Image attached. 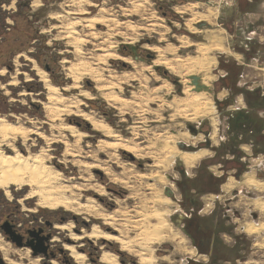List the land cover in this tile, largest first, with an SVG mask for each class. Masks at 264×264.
Masks as SVG:
<instances>
[{"label": "rangeland", "instance_id": "374dc122", "mask_svg": "<svg viewBox=\"0 0 264 264\" xmlns=\"http://www.w3.org/2000/svg\"><path fill=\"white\" fill-rule=\"evenodd\" d=\"M70 1L39 0V5H34V0H0V70H5L4 75L0 76V116L6 117L13 124L37 130L46 136H58L57 127L61 124L77 127L79 132L87 136L80 141H76L67 133L64 137L70 145L75 144V147L72 146L75 151L79 150L78 156L74 159L63 157L62 143L46 144L35 135L25 143L17 139L13 148L2 146V149H6V154H13L12 150H17L23 156L47 151L45 163L52 167L55 174L52 175L51 185L43 196L73 203H83L88 198H94L106 213H126L127 216L116 218L115 225L119 230L126 225L123 227V236L128 239L134 238L138 233L133 226L135 221L153 210L162 213L174 236L160 244L150 245L153 249V264L209 262L208 258L197 255L181 230L184 212L177 202L180 195L175 181L180 180V174L176 169L184 170V174L189 178H194L199 166L206 168L207 173L221 175L219 162L231 157L226 152L233 153L236 150L232 147L231 139L240 141V150L249 165L258 166L263 161L264 155H256L258 152L255 154L250 146V130L257 127L250 125L243 117L238 122V129H232L231 124L237 120L234 113L241 110L250 111L244 99L246 94L260 92V96L264 95V0ZM80 1L85 13L79 11ZM194 3H198V7L192 12L187 11ZM133 4L140 5L137 13L133 11ZM208 8L215 11L211 23L192 21L194 13L206 14ZM182 9L186 11L183 12ZM100 10H103V13ZM94 15H102L109 20L116 19L118 25L115 27V24L110 22V26L96 25L90 30L83 23H75ZM70 23L75 24V38L81 41L79 53L75 52L66 38ZM152 24L155 25L154 30L150 27ZM189 26L195 30L187 31L186 27ZM214 37L220 41L222 50L211 51L207 57L214 58L215 64L211 65L208 71L197 70L186 78L188 85L195 89L192 97L201 95L200 107L209 103L214 107V112L207 117L186 120L183 115L176 113L175 104V100L188 98L184 94L185 86L179 83L181 79L175 73L170 74L161 67H152V61L157 59V53L152 48L161 49L164 52L163 57L174 64L177 58H201L203 55L199 48L210 45V40ZM170 49L175 52L172 53ZM108 50L116 56L104 57L108 54L105 51ZM121 58H129L132 64L123 62ZM34 64L48 75L51 85L59 89L67 88L66 91H61V94L76 99L77 109L92 112L130 147H136L139 154L135 158L131 156V159L121 155L120 150L100 151L96 146L97 142H113L114 137L108 139L101 133L92 132L90 125L81 126L73 115H62L52 123L48 122L41 105L46 101L45 91L33 69ZM71 66L80 71L85 68L97 70L102 76L100 84L105 85L115 82L123 74H136L135 82H118L114 90L119 98L129 102V109L119 114L110 107L96 89V81L85 73H82L76 86L74 80L66 74L67 68ZM238 70L240 73L236 77ZM109 75L113 80L108 78ZM14 76L16 84L11 86L9 83ZM27 77L30 80H27ZM232 78L236 84H232ZM166 85H169V88H166ZM160 87L161 90L153 94V90ZM238 89L243 91L240 90L242 94L234 95L233 91ZM80 91H87L91 98L78 96ZM134 95L137 96L136 99L133 98ZM146 96L156 99L144 105L140 97ZM135 104L143 105L141 110L144 114L139 115L135 109H130ZM184 108L183 105L179 106V110ZM188 111L189 114L193 113V108ZM255 116V122L264 125V110L257 111ZM205 144L210 147L207 150L208 155L192 168L185 167L176 156L168 154L171 147L180 152H194L206 149ZM180 145L185 146V150H182ZM109 154H114L117 162L124 166L114 163ZM73 160L78 162L73 164ZM77 165H101L104 168L109 167L116 174L125 171L129 187L124 189L119 183H111L112 187L106 189L102 197H98L90 190L91 186L100 184V175L105 182L109 180L102 172L89 170L87 173L85 168H79ZM251 169L246 173L257 179ZM227 176L231 188L226 189V195L221 200L231 197L232 190L238 192L234 207L242 216L236 224L237 232L242 231L245 223H252L249 216L251 212L259 217L255 222L259 223L256 226H261L257 233H253L259 235H247L252 247L244 263L252 261V264H264V212L254 206L257 198L249 200L254 198L256 193L246 189L239 182L243 175L236 180L231 171ZM167 188L173 192L175 201L165 195ZM117 190L123 191L121 195L114 194ZM9 191L10 197L0 191V264H7L8 260L34 264L35 259H40L38 264H72L69 262V252L63 249L65 245H74L66 237L68 231L59 233L54 229V226L66 222H73L74 229L72 228L70 233L77 236L87 233L93 225H97L106 233L119 234L108 226H102L99 219L82 214L75 216L64 211V208L56 215L51 211L57 209L42 210L39 206L41 196L30 195L31 188L28 186L21 189L12 187ZM249 194H252V197ZM257 195H260V201L264 202V193ZM155 196H160L161 201L158 202ZM210 198L214 200L213 196ZM165 199L169 203H165ZM204 202L208 203L206 200ZM209 208L210 205L205 210L208 211ZM80 217L87 218L88 224L82 222ZM125 220L129 223H125ZM150 222L154 223V220L151 219ZM5 226L11 227V235L5 233ZM223 236L219 237V244L220 240L224 241ZM16 237L21 240L16 242ZM225 237L227 242L232 243L228 235ZM76 241L78 244L83 243L81 240ZM93 241L96 245L84 242V247L76 249L86 256L85 264L95 263L93 260H98L102 251L115 253L100 246L99 240ZM18 242L20 247L17 246ZM113 246L118 245L113 243ZM26 250H29L27 256ZM120 254L122 256L121 259L119 257V264L120 261L123 264H135L138 260L125 252ZM244 263L239 261L236 264Z\"/></svg>", "mask_w": 264, "mask_h": 264}, {"label": "bare ground", "instance_id": "6f19581e", "mask_svg": "<svg viewBox=\"0 0 264 264\" xmlns=\"http://www.w3.org/2000/svg\"><path fill=\"white\" fill-rule=\"evenodd\" d=\"M39 3H40L39 0H34L33 2L34 5H39ZM80 5H82L81 1L79 2L78 7H81ZM139 6H140L139 4L138 5L133 4L132 8H133L134 13H137L139 11ZM197 7H198V3H194L187 9V11L192 12L193 9ZM182 10L183 12L186 11L185 9H182ZM79 11L82 13H85L82 7L79 9ZM100 11L101 13H103V10H100ZM206 11H207L206 14L194 13L192 21L211 23V17L215 16V11H213V9L211 8L206 9ZM176 13L179 14L178 11ZM115 20H111V19L109 20V18L106 19L102 15H98V16L94 15L91 18L84 19L83 21L79 20V22H75V23H83L88 29L91 30L96 25L110 26L111 25L110 22L115 24V27H116V25H118V22ZM74 25H75L74 23L72 24L70 23V28L67 31L66 38L68 40V43H70L71 46L74 47L75 52L79 53L80 52L79 45L81 41L75 38L76 30H75ZM154 26L155 25L153 24L150 25L152 30H154L153 29ZM186 29L187 31L195 30L191 28V26L186 27ZM93 34H91V36ZM210 41H211L210 45H206V46L199 48V52L203 55L201 58H192V57L187 58V59L177 58L174 60V64H172L170 61H167L163 57L164 52L161 49L152 48V50L157 53V59L152 61V67H161L165 69L166 71H168L170 74L175 73L176 75H178L177 77H180L181 79L179 83L185 86L184 94L188 98L183 99V100H180V99L175 100V104H176V113L183 115V117L186 120H196V119H199L201 116L207 117V115H211L214 112V107L211 106L209 103H205L202 107H200L202 105L201 100H200L201 95L197 94L192 97V94L195 91V89L191 87V85H188L186 81V78L188 75L195 73L197 70L208 71L211 65L215 64L214 58H210L207 56L211 51L220 52L222 50V45L220 41L216 39V37L211 38ZM150 48H146V50H149ZM170 51L172 53L175 52L174 49H170ZM105 52H107L108 54L104 55V57L113 58L116 56L114 54H110L109 50ZM121 60L127 64H132V61L129 58H121ZM33 69L36 71V75L38 76L39 81L42 83L43 88H44L43 90L45 91L46 101L41 103V105H42V109L45 114L44 115L45 119L48 122L52 123L53 121H55L62 115H67V116L73 115L76 119H78L79 121L83 123L82 125L83 127L90 125L92 127L91 128L92 132L101 133L104 137H107L108 139L109 137H112V138L114 137L113 142H109L107 140H99L96 146L100 151L107 152L111 150L115 152L117 150H120L121 155L125 153L124 156H128L131 159L132 157L135 158L136 155L139 154V151L136 149V147H130L128 143L122 140L118 135H116L112 131V129L108 125H106V123H104L102 120H98L92 112H83L77 109L78 102L76 99L64 97L61 94V91H66L67 88L59 89L51 85L48 79V75L44 71L39 69L35 64L33 65ZM4 73H5L4 69L0 70V76L4 75ZM82 73H85L86 75L93 78L94 81H96L97 83L96 89L98 90V92L101 93V97L104 98V100L110 107L117 110L119 114H123V111H126L129 109L128 107L130 105L129 102L119 98L117 94L114 92V90L118 82H121V83H128L130 81L135 82V80H137L136 74H132V75L123 74L120 78L116 79L115 82L113 83L111 82L105 85V84H100L102 80V76L95 69L85 68L80 71L79 69L77 70L75 67L71 66V67H68L66 70L67 77L72 78L76 86H77V81L83 75ZM108 78L110 80H113L112 76L110 75L108 76ZM27 80H30L29 77H27ZM15 84H16V79L14 76L13 79L11 80V83H9V85L14 86ZM165 87L169 88V85H166ZM160 90H161V87L156 88L155 90H153V94H156ZM78 96L83 97V98H91V95L87 91H80ZM136 97H137L136 95L133 96L134 99H136ZM155 99L156 98H149L148 96H146L145 98L140 97V100L141 102L144 103V105H147L148 102H153ZM181 105H183V107L185 108L179 110V106ZM142 106H140V104H135V105H132L130 109L131 110L135 109V112L139 113V115H142L144 114L143 111L141 110ZM189 108H193V113L189 114V111H188ZM57 128L59 130L58 136H46L37 130L25 128L20 125L18 126V124L17 125L13 124L9 122L6 119V117L0 116V191H3L5 196L10 197L9 190L12 187L21 189L22 187L28 186L31 188L30 195L33 196L37 194L41 196V201L39 205L40 207H42L41 209L48 208V209L58 210V209L64 208L65 209L64 211L73 213L75 216H79L80 214H82V216L85 215L87 217L99 219L102 222V226L104 227L108 226V228H110L112 231L119 233L118 235L109 234V233H106L100 230L97 225H93L87 233L83 234L82 236H77L74 233L73 234L70 233L72 228L74 229V226H73L74 224H72L73 222L72 223L66 222L64 224H59V225L54 226V229L58 230L59 233H62L63 231H68V235L66 237L76 245V247L65 245L63 248L64 251L69 252L68 257L70 258L69 259L70 262L72 260L71 262L72 264H85L86 256L78 252L76 249L77 248L81 249L82 247H84L85 246L83 244L84 242L88 244L89 242L95 244L96 242L93 240H99L100 246L107 248L110 251L115 250L114 254H112L109 251H102L98 259L99 264H119L120 255L116 252V249L120 253L125 252L127 253V255H132L134 258L138 259L136 263L134 262L135 264H153L154 263V258L152 256L153 249L150 248V245L160 244L164 240H169L170 238H173L174 236L171 232L170 226L168 225L162 213H160L159 211L153 210L151 213L143 215L141 219L137 220V222L135 221L133 223V226L135 227V229L138 230V233L136 234L134 238L128 239L127 237L123 236V227H126V225H123L122 228L120 226L121 228L120 230L119 228H117V225H115L116 218L125 217L127 216L126 213H120L118 211H114L113 214L106 213L104 208H101V206L97 203V201H95L94 198H88L83 203H73V202H68L64 200L48 199L43 196L44 193L47 191L48 187L51 185L52 175L55 174V171H53L52 167L46 165L45 163L47 159V155L45 154L47 151L42 150V151H39V153L37 154L35 153V154H28L26 156H23L19 152H17V150H15L16 147L14 148L15 151L12 150L13 154H6L5 153L6 149H2L3 148L2 146H6L9 148L10 146H12L13 148V145H14L13 143L16 142L17 139H21L22 143H25L30 139L31 136L35 135L39 139L44 140L46 144H51L55 142L62 143L64 145L63 157H70L72 159L76 158L78 156L77 151L79 150L75 151V148H73L75 144L74 145L72 144L73 145L72 146L68 143V141H66L64 137L65 133H67L70 137L74 138L76 141H80L83 137L87 135L85 133L79 132L77 127L73 125H69V124H61ZM207 150H197L194 152H191V151L190 152H187V151L180 152L175 147H171L170 150L168 151V154H173L174 156H176L183 163L185 167L192 168L200 160L204 159L208 155ZM109 157L110 159L114 161V163H118L114 154L113 155L109 154ZM76 162L78 161L76 160ZM76 162L73 160V164L74 163L76 164ZM118 164H120V166L121 165L124 166L121 163H118ZM118 164L116 165L118 166ZM77 167L79 166L77 165ZM80 167H82L83 169L85 168L88 171L87 173H89V170H97L99 172H102V174L106 176V179L109 180L108 182H105L104 178L100 175V179H99L100 184L91 186L90 190H92L95 193V195L98 197H102L105 194L106 189L112 187L111 183L112 184L119 183L121 187H123L124 189L129 187L128 186L129 182L125 178V175H127L125 171H121L120 173L116 174V172L112 171L109 167L104 168L101 165H96V166L82 165ZM160 179L162 180V178ZM239 182H241V184L247 189L256 190L257 191L256 193H264V181L255 179L253 175L251 174L245 173ZM227 188L228 189L231 188L230 183H228L226 189ZM167 189L170 190L169 188ZM120 191L121 190H119V192ZM116 194H119V193L117 192ZM155 198L157 199L158 202L161 201L160 196H155ZM260 200H261V196L257 195V200L254 206L257 209H259L261 212H264V202ZM164 202L169 203L167 199H165ZM151 219L154 220V223L150 222ZM77 220L79 219L77 218ZM80 220L86 223V225L88 224L87 218L80 217ZM125 223H129V221L125 220ZM260 228L261 226L255 225L254 227L250 224L247 230H248V233L253 234V233H257V231ZM76 240H81L83 241V243L78 244ZM113 243L117 244L118 246L117 247L113 246ZM28 254H29V250H26L25 255L27 256ZM4 260L6 261V259ZM39 260L40 259H35L33 263L38 264ZM6 263L7 264H21V263L13 262L11 260L6 261ZM248 264H252V263H248Z\"/></svg>", "mask_w": 264, "mask_h": 264}, {"label": "flooded vegetation", "instance_id": "af4514ba", "mask_svg": "<svg viewBox=\"0 0 264 264\" xmlns=\"http://www.w3.org/2000/svg\"><path fill=\"white\" fill-rule=\"evenodd\" d=\"M253 94L255 93H248L244 97L250 111L245 112L241 110L234 113L237 120L234 124H231V128L236 130L240 127L238 126V122L240 121L241 117L245 118L246 122L250 123V125L253 127H257L256 129L253 128L250 130V133H252V136L250 137V146L255 154L258 152L256 155L259 153L264 155V129L260 130L261 125L258 126V124H253L251 118V116L255 115L257 111L263 110L262 106H259L256 103L254 96L258 95V100H263L264 95L260 96V92H256L254 96ZM231 140L233 142L232 147H234L236 150L233 153L226 152V154H230L231 157L225 159L223 157L224 160L219 162L221 163V175L217 176L212 173H207L206 168L199 166L195 172L194 178H189L184 174V170L181 168L176 169L180 174V180L175 181L180 195V199L176 201L179 203V206L184 212V216L181 220V230L184 236L189 240L190 244L196 250L197 255L199 257L208 258L209 262H206L205 264H236L239 261L244 263V260L249 255V250L252 247V242L247 235H259V233H248L247 229L249 225L247 223H245V225L242 227V231L237 232L238 229L236 224L239 217L242 215L238 213L234 207L236 204H234V199L237 198L238 193L236 190H232L231 197L227 199L225 197L223 200H221V198L226 195V187L230 180L227 175L231 171H233V177L238 180L242 175L252 168L251 170L254 172V175H256V178L258 180L264 181V158L263 161L258 164V166L249 165V161L247 162L240 150V141L233 139ZM208 147L209 146L205 144L204 148L206 149L201 150H207L210 148ZM217 149L219 151V147ZM248 190H251L255 193L257 192L254 189ZM113 191L116 192V190ZM117 192L121 195V192L123 191L119 192V190H117ZM170 192L172 194V198L170 199L175 201L173 192ZM249 195L252 197V194ZM211 196L214 197V200H211ZM256 198L257 193L254 198L249 200L253 201ZM205 200L208 203L204 202ZM209 201L211 203H209ZM208 205H210V208L208 211H206L205 208H208ZM249 216L252 226L259 224L255 223L259 218L256 214L251 212L249 213ZM225 235L229 236V239L232 240V243L227 242L228 240L226 239ZM222 236L224 241L220 240L219 244L218 239L219 237L222 238ZM73 246L76 247L75 244ZM255 246H257V244H255ZM116 252L120 253L117 249ZM91 256H93V254ZM92 260L93 259H91V261ZM93 261L98 264L99 260ZM248 263L253 262L249 261L247 264Z\"/></svg>", "mask_w": 264, "mask_h": 264}, {"label": "trees", "instance_id": "16d2710c", "mask_svg": "<svg viewBox=\"0 0 264 264\" xmlns=\"http://www.w3.org/2000/svg\"><path fill=\"white\" fill-rule=\"evenodd\" d=\"M239 70H238V74L236 75V77H238L239 76ZM235 77V76H234ZM229 78V77H228ZM230 79V78H229ZM231 81H232V84L233 83H235L236 84V81H235V79H231ZM241 89H238V90H236V91H233V94L234 95H237V94H242V92L240 91ZM255 94H253V96H254ZM254 98H255V100H256V103L259 105V106H262V109L264 110V99L263 100H258V95H255L254 96ZM254 116L255 115H252L251 116V118H252V122H253V124H257L256 122H255V118H254ZM256 117V116H255ZM251 118H250V120H251ZM79 121V120H78ZM79 123L81 124V126L83 125V123L81 122V121H79ZM258 125H261V124H259L258 123ZM264 129V125H261V127H260V130H263ZM122 155H125V153H123ZM43 210V209H42ZM60 210V209H59ZM59 210H56V211H51V213H54V215H56V214H59L61 211H59Z\"/></svg>", "mask_w": 264, "mask_h": 264}, {"label": "water", "instance_id": "95a60500", "mask_svg": "<svg viewBox=\"0 0 264 264\" xmlns=\"http://www.w3.org/2000/svg\"><path fill=\"white\" fill-rule=\"evenodd\" d=\"M194 1H197V2H198V1H200V0H194ZM201 1H203V0H201ZM179 147H180L182 150H185V146L180 145ZM165 195H166L167 197H169V198H172V194H171V192H170L168 189L165 190ZM4 229H5V233H6V234H10L11 227L5 226ZM10 235H11V234H10ZM16 239H17L16 242L21 240V238H19V237H16ZM17 246L20 247L21 244L18 242V243H17ZM119 255L122 256V254H120V253H119ZM120 264H123V262L120 261Z\"/></svg>", "mask_w": 264, "mask_h": 264}]
</instances>
